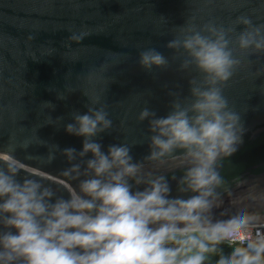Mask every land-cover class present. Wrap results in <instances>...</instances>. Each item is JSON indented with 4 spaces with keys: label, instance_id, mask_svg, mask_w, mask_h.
Masks as SVG:
<instances>
[{
    "label": "clouds",
    "instance_id": "9594fccd",
    "mask_svg": "<svg viewBox=\"0 0 264 264\" xmlns=\"http://www.w3.org/2000/svg\"><path fill=\"white\" fill-rule=\"evenodd\" d=\"M194 20L173 28L166 44L171 57L155 47L139 52L148 73L176 62L178 71L189 73V94L170 91L167 115L158 116L147 102L139 111L137 120H147L149 133L142 160L131 154L137 141L103 150L98 137L113 129V120L99 96L64 125L68 134L83 137L81 150L52 144L47 155L49 163L57 152L68 162L59 186L66 196L43 174L26 172L14 148L0 160V264H212V258L214 264H264V211L251 206L264 207V190L251 185L234 197L220 171L245 131L225 87L245 61L264 55V23L246 14L228 24ZM35 142L49 145L38 136ZM32 143L27 139L19 147ZM176 169L182 170L181 195L172 196L164 173ZM225 194L236 211L216 219Z\"/></svg>",
    "mask_w": 264,
    "mask_h": 264
},
{
    "label": "water",
    "instance_id": "95a60500",
    "mask_svg": "<svg viewBox=\"0 0 264 264\" xmlns=\"http://www.w3.org/2000/svg\"><path fill=\"white\" fill-rule=\"evenodd\" d=\"M241 14L264 23V0H0V160H8L14 148L26 172L43 174L46 183L66 196L59 186L68 162L57 152L49 163L47 155L52 144L81 150L83 137L68 134L64 125L72 122L73 112H87L95 96L113 120V129L98 137L103 150L137 141L131 154L142 160L149 153V133L147 120H137L139 111L147 102L158 116L167 115L170 91L189 94V73L178 71L179 62L148 73L138 63L139 52L155 47L171 57L166 44L174 27L191 17L197 25L209 20L228 24ZM250 59L225 87L245 129L237 151L220 168L234 197L246 194L251 185L264 190V55ZM60 93L67 98L57 99ZM58 117L63 120L55 121ZM36 136L49 145L36 143ZM27 139L33 143L24 150L19 145ZM152 168L146 162V170ZM164 174L171 195H181L177 186L182 170ZM242 180L246 183L238 187ZM251 206L264 211L261 202ZM235 211L225 194L214 217L226 219L222 213Z\"/></svg>",
    "mask_w": 264,
    "mask_h": 264
},
{
    "label": "trees",
    "instance_id": "16d2710c",
    "mask_svg": "<svg viewBox=\"0 0 264 264\" xmlns=\"http://www.w3.org/2000/svg\"><path fill=\"white\" fill-rule=\"evenodd\" d=\"M223 247H224V251H225V252L229 251V249L227 248V246H226V245H225V246H223ZM214 259H215V258H212V264H214Z\"/></svg>",
    "mask_w": 264,
    "mask_h": 264
}]
</instances>
